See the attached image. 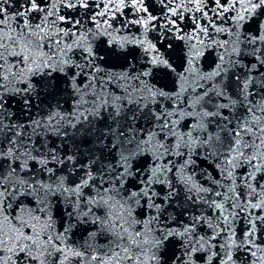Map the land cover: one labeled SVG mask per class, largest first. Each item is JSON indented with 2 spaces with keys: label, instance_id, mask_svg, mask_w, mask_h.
<instances>
[{
  "label": "snow or ice",
  "instance_id": "6c2138e0",
  "mask_svg": "<svg viewBox=\"0 0 264 264\" xmlns=\"http://www.w3.org/2000/svg\"><path fill=\"white\" fill-rule=\"evenodd\" d=\"M0 264H264V0H0Z\"/></svg>",
  "mask_w": 264,
  "mask_h": 264
},
{
  "label": "water",
  "instance_id": "95a60500",
  "mask_svg": "<svg viewBox=\"0 0 264 264\" xmlns=\"http://www.w3.org/2000/svg\"><path fill=\"white\" fill-rule=\"evenodd\" d=\"M82 234L81 233H77L76 236L73 237V239H81Z\"/></svg>",
  "mask_w": 264,
  "mask_h": 264
}]
</instances>
